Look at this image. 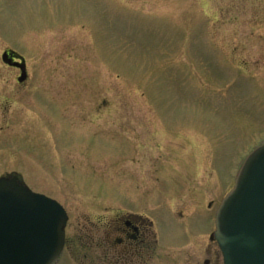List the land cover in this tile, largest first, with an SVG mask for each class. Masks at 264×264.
<instances>
[{"label":"rangeland","instance_id":"1","mask_svg":"<svg viewBox=\"0 0 264 264\" xmlns=\"http://www.w3.org/2000/svg\"><path fill=\"white\" fill-rule=\"evenodd\" d=\"M263 142L264 0H0V178L67 212L57 264H82L80 229L119 212L169 241L198 218L174 250L203 264L205 206Z\"/></svg>","mask_w":264,"mask_h":264},{"label":"water","instance_id":"2","mask_svg":"<svg viewBox=\"0 0 264 264\" xmlns=\"http://www.w3.org/2000/svg\"><path fill=\"white\" fill-rule=\"evenodd\" d=\"M2 62L10 65L7 55ZM18 82L26 80L25 64ZM68 217L54 200L17 177L0 178V264H56ZM211 236L223 264H264V142L242 161L215 214Z\"/></svg>","mask_w":264,"mask_h":264},{"label":"flooded vegetation","instance_id":"3","mask_svg":"<svg viewBox=\"0 0 264 264\" xmlns=\"http://www.w3.org/2000/svg\"><path fill=\"white\" fill-rule=\"evenodd\" d=\"M4 54L7 55V60L10 62V65H4L17 71L20 77L21 69L14 64L20 65L22 59L11 51H5L3 52ZM19 77H17V82ZM24 82L19 84H24ZM206 205L205 210L207 213L211 211V223H214L219 205L214 209L212 202ZM60 206L62 207V205ZM182 216L181 212L175 215L178 220H181ZM194 221L195 223L193 222L191 225H180L182 226V229L179 231L180 239L177 240L173 236L171 241H169L170 235L169 233L168 235L164 234L166 227L161 225L160 221H158L159 226H156V222L153 219H149L143 215L119 212L110 219L104 218L99 220L97 225L93 224L90 228L83 227L80 229L82 233L80 237L86 238L87 241L84 244L77 241L79 242L77 248L84 253L82 264H172V262L173 264H177V261L179 264V255L174 249L181 247L189 240L192 243L196 242V235L202 231L201 228L197 227L199 219L196 218ZM66 230L67 223L64 230V246L60 258L68 248ZM85 231L87 234H85ZM213 231L214 229H211L207 236L209 245L200 251L205 255L203 264L219 263L220 252L216 242L211 239Z\"/></svg>","mask_w":264,"mask_h":264}]
</instances>
